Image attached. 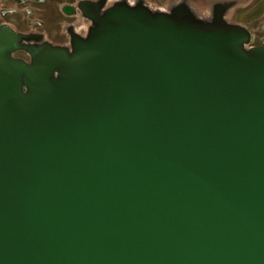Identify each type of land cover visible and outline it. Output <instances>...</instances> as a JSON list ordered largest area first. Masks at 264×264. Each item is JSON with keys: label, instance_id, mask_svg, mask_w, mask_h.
<instances>
[{"label": "water", "instance_id": "1", "mask_svg": "<svg viewBox=\"0 0 264 264\" xmlns=\"http://www.w3.org/2000/svg\"><path fill=\"white\" fill-rule=\"evenodd\" d=\"M77 7L70 47L0 27V264H264V43Z\"/></svg>", "mask_w": 264, "mask_h": 264}, {"label": "rangeland", "instance_id": "2", "mask_svg": "<svg viewBox=\"0 0 264 264\" xmlns=\"http://www.w3.org/2000/svg\"><path fill=\"white\" fill-rule=\"evenodd\" d=\"M80 1L83 0H2L0 10L1 14L6 13L2 20L16 31L40 34L44 42L70 47L68 29H73L77 35L84 37L91 26V22L82 16L77 7ZM125 1L135 5L141 2L152 11L164 12L186 5L196 18L204 21L212 19L215 6L222 5L228 22L246 27L251 32L250 46L264 43V10L250 12L256 10L262 0H107V6ZM67 7H72L73 13L66 12ZM246 13L252 14L246 17ZM16 57L28 60V56L21 53L16 54Z\"/></svg>", "mask_w": 264, "mask_h": 264}, {"label": "flooded vegetation", "instance_id": "3", "mask_svg": "<svg viewBox=\"0 0 264 264\" xmlns=\"http://www.w3.org/2000/svg\"><path fill=\"white\" fill-rule=\"evenodd\" d=\"M84 1V0H83ZM86 1H90V0H86ZM99 0H96V1H93V2H98ZM106 1V4H107V0H105ZM1 2H2V0H0V6H1ZM123 3H127L128 4V1H125V2H123ZM137 4H141V2H138ZM136 4V5H137ZM78 5V4H77ZM129 5H135V4H129ZM224 7L222 6V5H217V6H215L214 8H213V14H212V19L214 18V16L216 15V13H218L220 10H222ZM66 12H68V13H73V9H72V7H67L66 9ZM2 16H6V13H2L1 14V10H0V27H2V26H4V25H8V26H10L8 23H6V22H4L2 19ZM212 19H210V20H212ZM11 27V26H10ZM12 28V27H11ZM13 29V28H12ZM16 33H19V34H23V33H21V32H18V31H16L15 29H13ZM69 30V29H68ZM71 30H73V29H71ZM30 35H35V36H40L41 38H42V41L41 42H44L43 41V36L42 35H40V34H33V33H31ZM19 53H21V54H24V55H27L25 52H23V51H19V52H17V53H15L14 54V57L15 58H18V57H16V54H19ZM19 59H21V58H19Z\"/></svg>", "mask_w": 264, "mask_h": 264}, {"label": "crops", "instance_id": "4", "mask_svg": "<svg viewBox=\"0 0 264 264\" xmlns=\"http://www.w3.org/2000/svg\"><path fill=\"white\" fill-rule=\"evenodd\" d=\"M262 6V7H261ZM264 10V0H262V3L259 5V7H256V10H251L250 12H253V13H256L258 10H259V12H260V10ZM247 15H246V17H248L249 16V14H252V13H246ZM245 17V16H244Z\"/></svg>", "mask_w": 264, "mask_h": 264}]
</instances>
